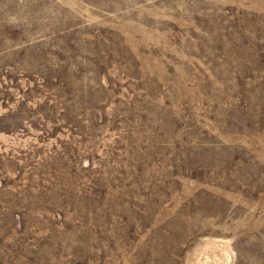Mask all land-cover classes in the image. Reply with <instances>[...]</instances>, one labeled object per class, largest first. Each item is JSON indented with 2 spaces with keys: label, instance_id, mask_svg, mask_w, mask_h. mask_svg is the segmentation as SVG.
I'll return each instance as SVG.
<instances>
[{
  "label": "rangeland",
  "instance_id": "rangeland-1",
  "mask_svg": "<svg viewBox=\"0 0 264 264\" xmlns=\"http://www.w3.org/2000/svg\"><path fill=\"white\" fill-rule=\"evenodd\" d=\"M0 264H264V0H0Z\"/></svg>",
  "mask_w": 264,
  "mask_h": 264
}]
</instances>
